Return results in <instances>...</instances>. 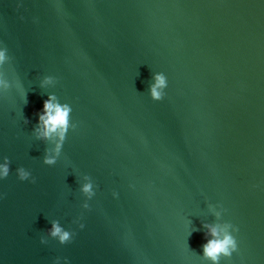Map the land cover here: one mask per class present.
Returning a JSON list of instances; mask_svg holds the SVG:
<instances>
[{
    "label": "water",
    "instance_id": "95a60500",
    "mask_svg": "<svg viewBox=\"0 0 264 264\" xmlns=\"http://www.w3.org/2000/svg\"><path fill=\"white\" fill-rule=\"evenodd\" d=\"M5 46L0 264H210L209 204L239 229L220 264H264V0H0ZM153 73L167 78L160 101ZM48 94L77 125L53 166L33 135ZM52 220L71 243L48 236Z\"/></svg>",
    "mask_w": 264,
    "mask_h": 264
},
{
    "label": "clouds",
    "instance_id": "9594fccd",
    "mask_svg": "<svg viewBox=\"0 0 264 264\" xmlns=\"http://www.w3.org/2000/svg\"><path fill=\"white\" fill-rule=\"evenodd\" d=\"M21 5L18 3L17 8ZM23 19V17H20ZM7 47H0V66L10 63L11 56L8 54ZM57 83L56 77L44 76L40 80L39 87L46 88L49 86H55ZM12 87L10 81L0 73V90L7 92ZM167 87V78L163 73H153L151 83L148 85V94L153 101H160L164 98V89ZM72 107L69 103H61L59 98L55 94H48L47 99L43 102V110L38 113V123L33 129V135L37 140L47 141L52 147L45 148L44 155L42 157V163L47 166H53L56 164L58 158L61 155L63 145L65 143L67 134L70 130H75L77 125L72 120ZM24 123L29 121L24 118ZM10 161L7 157L3 158V163H0V180L6 179L10 172ZM17 178L20 181H29L35 183L36 180L31 176V172L24 167H18L16 169ZM82 183L79 186V192L84 197V201L81 204V208L88 210L90 205L89 200L95 195V185L92 179L88 175H84ZM113 197L118 194L112 193ZM2 198V196H0ZM209 211L213 214L216 222L203 223L202 227L205 229V237L207 242L202 245L201 259L210 262V264H220L222 258H230L233 252L237 251V240L234 233L239 229L230 221L220 222L225 209L219 205H208ZM79 218L74 220L73 223L77 224L80 229L84 228L83 223H79ZM51 227L48 229V236L55 239L60 245L69 244L72 242L75 232L71 230H65L59 221H50ZM196 231L198 229H195ZM41 244L48 243V239L44 236L40 238ZM53 264H60V258L57 257ZM64 264H69V261L65 258Z\"/></svg>",
    "mask_w": 264,
    "mask_h": 264
}]
</instances>
